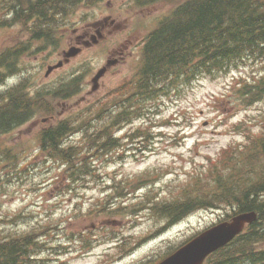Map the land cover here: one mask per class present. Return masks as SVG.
<instances>
[{
	"label": "rangeland",
	"instance_id": "374dc122",
	"mask_svg": "<svg viewBox=\"0 0 264 264\" xmlns=\"http://www.w3.org/2000/svg\"><path fill=\"white\" fill-rule=\"evenodd\" d=\"M117 2H120V0L114 1V3L110 2L108 8H113ZM175 2L167 1L163 4L165 13L169 11V5ZM99 4L98 0H89L87 6L90 8H86L87 11L84 12H75L72 15V23L79 22L82 13L88 16L94 13L97 16L95 19L99 18L100 12L103 11L100 9L102 5ZM105 5L107 6L108 3H105ZM157 9L161 10L163 8L154 5L149 7L144 14L139 13V11L124 14L126 16H123L122 20H118L122 23L121 29L96 46L88 48L82 45L76 35L68 31L65 39L63 36L60 39L54 38V43L46 41L44 48L41 50L24 54L21 61H23L25 67L28 66L32 70V74H34L32 79L36 81L39 87H55L71 73L87 71L82 78V87L76 95L68 99L52 100V104L56 107V116L58 118L62 119L75 114L80 108L107 95L110 90L120 84V80L125 76L129 77V69L132 63L130 58L128 64L116 65L112 70L110 69L100 81L99 89L96 91L92 90V77L113 56L110 49H115L116 46L120 45V41L125 37L127 38L128 33L133 28H136V31L141 29L143 22L148 27H151L154 17L158 14L153 13V16L147 17L146 15ZM110 16L112 17V15ZM93 20L92 18L88 19L84 24ZM16 30L17 28H14L10 32L14 33ZM93 33L96 34L95 30H93ZM79 34H81V31ZM4 36L0 33V47L4 42L3 40H6ZM15 38V36L10 37L11 41H14ZM51 44L53 45L52 47L50 46ZM39 45L41 43H38L36 47ZM73 46L82 47V52L76 54V57L70 63L68 62L66 65L54 69L49 75H46L48 67L58 64L63 59L64 50H69ZM128 51L125 50V54ZM118 57L121 56L118 55ZM257 65L253 63L246 68L240 69V71L206 76L194 81L192 84L182 86L178 94L175 92L165 95L162 92L158 99L151 102L147 101L144 105L145 109L141 111L144 113L142 117L138 118L136 114L129 116L135 119L134 125L125 121L120 125H116L115 130L123 126L118 133L120 138L117 140L121 148L110 152L105 150L95 162L97 171L87 170V174H75L72 183L76 185V191L71 193V196L63 197L70 199L69 201L71 202L66 203L63 198L54 199L51 196L54 193H63L62 187H64V184L58 178L59 169L46 168L47 164L43 166L41 158L34 157L38 145V130L41 127L39 117L42 116L40 114L35 116L24 127L17 128L3 136L7 148L14 147L15 151L19 152L22 149L21 147L26 145V149H30L27 156H24L23 160L17 164L16 171L10 166L6 168L0 166V238L32 230L41 225L51 226V221L64 216L77 203H82L81 208L84 207L85 210L88 206L102 205L103 202L100 201H103L106 195L104 186L107 182H112V178L115 176L130 177L147 171L156 172L160 171L161 168H167L170 173L163 175L160 182L152 184V189H160L162 191L160 195L163 202L167 200L173 201L174 197L169 192L182 187L184 185L183 182L187 178L197 174L196 171H202L208 165V155L216 157L221 152V148L232 141L243 139L242 134L235 131L234 123L243 120L251 130L261 129V123L264 121V100L252 106L251 110H240L241 107L232 106L234 101H232L233 98L230 95L227 97L223 96L227 91L229 82L232 80V76L240 74L253 76L259 74L261 66L259 63ZM31 76L28 77V82H30ZM10 80L13 82L9 83ZM18 80L17 75L11 79L4 80L0 87V92L7 85L16 83ZM154 104H156L155 107L151 106ZM154 109H159L160 111L158 114L154 113L151 115L150 123H159L164 120H169L170 123L158 125L159 128L154 134L156 136L149 143L148 152L143 153L145 151V142L142 140L127 147L124 136H127L128 131L133 128L140 126L143 129L144 121L149 120V118H146L147 115ZM181 134L183 137H181ZM88 140V136L83 138L85 144H87ZM76 141L80 142L82 138L78 136ZM118 155H122V157ZM25 161L26 165L22 167ZM144 192L145 190H141L136 196H140ZM78 196L81 198L78 199ZM134 200L128 198L129 202ZM20 212L23 217L18 216ZM154 214L155 212L151 210L142 214L143 217L141 218L135 219L134 216L130 218L124 217L126 223L130 220H136L131 225L132 231L127 230L126 233H134L139 236L147 231L156 229L160 224V218ZM108 216L109 214L78 217L76 228L81 229L93 221L98 223L100 219L101 221L107 220ZM222 216L223 214L220 212L210 211L192 215L174 225L165 234L144 241V245L137 248L132 255L122 261L115 260L111 262L109 259L103 264H137L141 261H145L143 263L145 264L161 257L169 252L171 247L178 246L198 233V231H202L209 225L219 221ZM56 224L58 225V223ZM59 224L61 225V223ZM69 226L62 225L65 228L58 227L57 230L49 231L46 236L42 227L35 229L36 235H40V240L44 242L39 248L40 253L37 264H101L99 262L101 255L106 254L111 247L108 243L98 245L96 249L90 250L91 252L87 254L86 252L78 255L76 253L64 254L66 250L71 248L66 245L62 247L67 240L66 236ZM74 242V246H78L76 244L79 241ZM261 247L264 248V241L261 243ZM81 250L85 249L81 247ZM112 251L115 252V249H112ZM113 258L115 256L111 257V259Z\"/></svg>",
	"mask_w": 264,
	"mask_h": 264
},
{
	"label": "trees",
	"instance_id": "16d2710c",
	"mask_svg": "<svg viewBox=\"0 0 264 264\" xmlns=\"http://www.w3.org/2000/svg\"><path fill=\"white\" fill-rule=\"evenodd\" d=\"M58 1L42 3L40 12L46 20L53 22V15L48 12L57 10ZM41 24L43 29L39 36L49 34L52 23ZM37 38L43 37H35L36 41ZM150 42L137 81L121 94L129 96L124 101L134 108L152 99L155 89L161 90L158 85L166 84L173 77L171 83L175 85L181 78L189 81L203 74L241 68L258 58L264 61V0H184L154 32ZM5 59L0 58V65ZM260 66L263 72L251 78L242 76L233 86L236 102L251 105L264 98V64L260 63ZM5 74L2 72L0 79ZM66 83L68 88L52 97L44 91L32 94L25 83L0 94V166L6 168L16 163V151L14 147H6L3 136L24 127L38 114L53 115L52 99L70 97L80 87L77 79ZM101 103L103 105L97 106L96 110L86 108L97 111L99 121L92 120L90 113L86 112L77 121H71L70 117L57 124L50 121L41 130V151L51 162L65 164L67 174L86 168L88 155L84 156L78 145L66 140L77 132L78 126H86L84 130L91 132L89 140L97 146L91 153L95 157L105 144L113 143L110 131L115 124L121 123L126 111H120L122 107L117 108V103L112 105L111 101ZM128 104L124 103V109ZM132 139L137 140L139 136ZM92 143L90 146L94 147ZM65 176L60 174L59 178L64 180ZM171 195L173 201L163 202L155 197L151 202L154 215L168 220V223L177 222L200 209L232 211L228 217L237 212L256 210L259 218L251 226L254 231L241 235L231 245L213 254L209 264H264V249L256 251L253 245L254 238L258 244L264 241V126L258 133L251 131L243 142L230 144L222 148L218 156L209 157L208 165L186 182L178 193ZM135 207L140 210L144 204L139 202ZM35 247L33 231L0 240V264H34L35 254L32 252Z\"/></svg>",
	"mask_w": 264,
	"mask_h": 264
},
{
	"label": "water",
	"instance_id": "95a60500",
	"mask_svg": "<svg viewBox=\"0 0 264 264\" xmlns=\"http://www.w3.org/2000/svg\"><path fill=\"white\" fill-rule=\"evenodd\" d=\"M256 218V213L250 212L235 217L232 222L221 223L192 240L161 264H202L210 252L227 244L246 222H253Z\"/></svg>",
	"mask_w": 264,
	"mask_h": 264
},
{
	"label": "flooded vegetation",
	"instance_id": "af4514ba",
	"mask_svg": "<svg viewBox=\"0 0 264 264\" xmlns=\"http://www.w3.org/2000/svg\"><path fill=\"white\" fill-rule=\"evenodd\" d=\"M4 12H6V13L8 12V8H7V7L5 8V11H4ZM107 20H108V19H106V21H107ZM54 26L56 27V24H54ZM85 35H88V32H86ZM85 35H83V36H85Z\"/></svg>",
	"mask_w": 264,
	"mask_h": 264
},
{
	"label": "clouds",
	"instance_id": "9594fccd",
	"mask_svg": "<svg viewBox=\"0 0 264 264\" xmlns=\"http://www.w3.org/2000/svg\"><path fill=\"white\" fill-rule=\"evenodd\" d=\"M12 82H13L12 80L9 81V83H12Z\"/></svg>",
	"mask_w": 264,
	"mask_h": 264
}]
</instances>
